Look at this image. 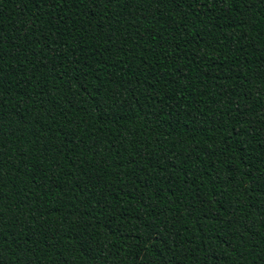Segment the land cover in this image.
I'll return each mask as SVG.
<instances>
[{"label":"trees","instance_id":"obj_1","mask_svg":"<svg viewBox=\"0 0 264 264\" xmlns=\"http://www.w3.org/2000/svg\"><path fill=\"white\" fill-rule=\"evenodd\" d=\"M0 264H264V0H0Z\"/></svg>","mask_w":264,"mask_h":264}]
</instances>
